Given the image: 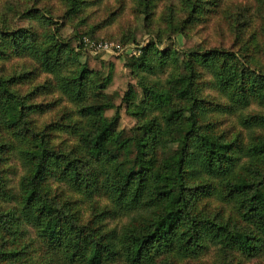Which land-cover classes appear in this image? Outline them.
<instances>
[{"label":"trees","instance_id":"1","mask_svg":"<svg viewBox=\"0 0 264 264\" xmlns=\"http://www.w3.org/2000/svg\"><path fill=\"white\" fill-rule=\"evenodd\" d=\"M65 1L66 20L91 2ZM255 1L253 17L260 22L263 42L254 43V49L248 45L256 37L253 30L238 50H233L236 39L228 49L196 47L179 63L151 38L142 48L120 55L130 57L127 64L141 74L145 95L134 105L142 123L130 130L119 129V109L105 119L104 110L114 106L102 94L111 75L88 73L77 64L78 54L58 42L51 12L47 18L38 9L28 12L41 22L37 31H9L0 25L6 30L1 32L0 61L27 58L34 63L20 72L0 71V264H180L213 247L224 255L238 254L239 260L233 256L230 264L264 255V113H240L243 127L260 131L247 146L201 122L206 111L223 109L234 115L255 102L264 107V0ZM223 3L185 0L186 15L176 21L172 17L169 37L221 21ZM134 42L130 44L138 45ZM170 57L177 71L165 83L149 79ZM66 60V68L77 64L73 75L62 74ZM205 70L225 101L202 94ZM45 74L43 83L36 84ZM23 84L30 85L26 93L20 89ZM46 88L59 89L74 107L62 120L38 125L32 115L45 113L55 102L37 101L48 95ZM73 111L89 117L88 127L64 123ZM64 128L78 134L79 143L70 150L54 143ZM14 152L25 173L19 183L22 194L13 201L7 183L15 165L7 161ZM243 155L249 161L242 163ZM12 201L5 211L2 205ZM87 201L91 218L84 222L79 204ZM213 201L221 205L219 214L231 207L226 219L210 213ZM113 214L129 217L119 230L108 227L106 219ZM30 227L34 237H28ZM35 241L38 254L32 249Z\"/></svg>","mask_w":264,"mask_h":264},{"label":"rangeland","instance_id":"2","mask_svg":"<svg viewBox=\"0 0 264 264\" xmlns=\"http://www.w3.org/2000/svg\"><path fill=\"white\" fill-rule=\"evenodd\" d=\"M39 1V2H38ZM0 0V25H4L9 31H15V29H28L32 31L39 30L41 22L38 21V17L32 18L29 15V11L38 9L42 11V15L46 18L50 17L52 13L51 28L56 33L58 42L64 43L70 46L71 52L77 53L76 62L78 65L86 67L88 73L102 74L101 76L111 75V82L108 83L102 94L105 95L106 103H112L114 106L104 110L105 119L108 120L116 111H120L119 129L130 130L132 127L142 123L140 116L135 115L134 105H140L144 99V90L139 84L141 74H136L132 67L127 63L130 57L126 55L120 57L112 54H102L101 56L93 55L86 50H83L79 45V42L87 37L91 40H116L122 43H128L126 47L133 46L132 42L140 44L145 41L147 43L150 38L157 43L160 50L165 48L169 49L177 56L178 63L181 62L182 57L186 53L196 52V47L209 49L212 47H225L229 48L233 44V40L236 39L239 44L236 49L240 48L243 41L247 40L250 33L255 31V38L252 43H249L250 49H254L252 45L254 43L263 42L262 30H260V22L253 17L257 13V3L255 0H223V10L225 16L221 18V21L213 20L209 22L207 26H200L196 28H186L185 33L181 35L172 34L170 27L173 25L171 22L177 19L185 17V0H149L148 3H144L143 0H89V4H83L80 12L66 20V10L68 3L65 0ZM184 1V2H183ZM35 4L36 6L35 8ZM148 5V6H146ZM171 8V9H170ZM248 22L252 24V27L245 33L244 25ZM6 31L0 27V43L1 32ZM39 32V31H38ZM245 33V34H244ZM244 34V35H243ZM241 37L239 38V36ZM242 35L244 38H242ZM151 40V41H152ZM115 41V42H116ZM246 47V46H245ZM128 48V49H129ZM264 53V51H262ZM261 53V52H260ZM264 55V54H263ZM263 55H260L264 60ZM258 56V54H257ZM69 60V59H67ZM65 61L64 70L62 74H72L73 69L77 66L71 65L66 68L68 64ZM159 60V59H157ZM169 62V64L167 63ZM165 62V67L162 65L157 68H162L156 75H151L149 79L153 81H159L165 83L169 73L176 68L178 64L174 58L170 57ZM168 64V65H167ZM34 63L27 58H13L7 61H0V71L3 70L6 73L20 72L25 69L33 68ZM43 75V73H42ZM138 76V78H137ZM205 79V84L202 90V94L214 97L217 101H225L223 93H221L214 84L211 83L212 76L208 71H204L202 74ZM45 76L38 83H43ZM105 80V79H104ZM30 88V85H21L22 93H26ZM32 89V88H31ZM47 89V88H46ZM45 89V90H46ZM44 90V91H45ZM47 96H41L37 101H55L53 105L47 106L45 113H34L32 118L36 119L38 125H44L50 122L62 120L65 112H69L74 105L71 103L68 96L64 95L59 89L51 91L47 89ZM92 103H97L93 101ZM90 113H96L98 110L95 106L90 108V104H87ZM48 109H50L48 111ZM79 109V108H78ZM88 109V108H87ZM134 109V110H133ZM60 113V114H59ZM159 114L158 111H156ZM240 113H264V107L258 103H253L247 110L243 112H236L234 115H230L223 109L216 111H206L203 113L201 122H209L218 134L223 133L228 140L235 137H239L244 142L243 146H247L251 143L254 135H258L260 131L258 129H250L243 127L240 123V117L243 114ZM65 120V124H74L77 121L76 127H88L89 117L82 115L81 111H73L70 113V117ZM71 128H64L63 131L56 134L55 144H63V149L70 150L71 147L77 145L78 134L71 132ZM63 141L64 143H62ZM242 163L249 161L244 155L241 158ZM9 166L15 165V169H12L8 173L9 181L8 186L12 188L14 200L21 194L20 180L25 173V168L21 163L17 152L11 153L7 161ZM220 184V181H219ZM58 185V184H54ZM60 187H63V183H59ZM77 198V197H76ZM9 202L2 205L3 209L7 211L14 203ZM105 202L102 201V204ZM89 202L80 203L85 211L84 222H87L91 218ZM230 206L224 208L223 213L221 205L217 201L211 202L210 213H218L219 218H227L230 214ZM128 216H116L110 215L106 219L108 227H117L118 230L123 224L127 223ZM26 226V225H25ZM29 227V226H27ZM28 237H34V232L31 227L29 228ZM24 245V244H23ZM33 253L38 254V244L36 241L33 243ZM235 256V261L239 260V255L228 254L224 255V252L217 247L210 248L208 252L201 255L198 258H187L179 261L180 264H230L229 261ZM118 264H126L124 262H118ZM241 264H264V255L257 258L242 259Z\"/></svg>","mask_w":264,"mask_h":264},{"label":"built area","instance_id":"3","mask_svg":"<svg viewBox=\"0 0 264 264\" xmlns=\"http://www.w3.org/2000/svg\"><path fill=\"white\" fill-rule=\"evenodd\" d=\"M145 45V41L141 42L138 45H133L129 47L122 46L115 41L109 40H91L87 37H84L79 45L83 50L87 52L98 55V54H112V55H124L126 53H132L135 49L142 48ZM129 48V49H128Z\"/></svg>","mask_w":264,"mask_h":264}]
</instances>
